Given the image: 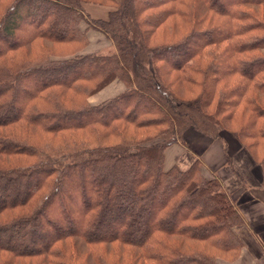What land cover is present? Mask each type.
I'll return each instance as SVG.
<instances>
[{"label": "trees", "instance_id": "1", "mask_svg": "<svg viewBox=\"0 0 264 264\" xmlns=\"http://www.w3.org/2000/svg\"><path fill=\"white\" fill-rule=\"evenodd\" d=\"M82 22L114 49L82 52ZM189 127L229 131L264 182V0H0V264L232 261L219 179L162 166Z\"/></svg>", "mask_w": 264, "mask_h": 264}, {"label": "crops", "instance_id": "2", "mask_svg": "<svg viewBox=\"0 0 264 264\" xmlns=\"http://www.w3.org/2000/svg\"><path fill=\"white\" fill-rule=\"evenodd\" d=\"M110 9L107 5L92 3L86 7L89 16L99 19L106 18ZM91 34L95 37L101 32L87 30L89 41ZM89 44L82 50L84 53L101 49H93ZM124 89L122 82L114 79L91 95L89 100L97 104ZM195 160L204 177L219 179L243 218V223L235 230L243 244L238 260L247 264H264V182L261 165L229 131L222 130L218 138H211L189 127L182 133L181 141L166 146L162 166L164 170L174 165L186 169Z\"/></svg>", "mask_w": 264, "mask_h": 264}, {"label": "rangeland", "instance_id": "3", "mask_svg": "<svg viewBox=\"0 0 264 264\" xmlns=\"http://www.w3.org/2000/svg\"><path fill=\"white\" fill-rule=\"evenodd\" d=\"M89 3H92V4H98V5H105V4H103V3H98V2H92V1H89V2H84L83 4H82V6H83V10H84V12L88 15V13H87V10H86V7L88 6V4ZM108 6V5H107ZM110 7V6H109ZM112 9V8H111ZM110 9V10H111ZM109 10V11H110ZM109 13V12H108ZM107 16H108V14H107ZM88 17H90V18H92L91 16H89L88 15ZM93 19H99V18H93ZM105 19V18H104ZM80 27H81V29H86V35H87V30H89V29H93V30H96V31H99V30H97V29H94V28H92V27H87V24L86 23H84V22H82L81 23V25H80ZM91 32H93V31H91ZM90 32V33H91ZM99 32H101V31H99ZM87 38H88V40H87V44L84 46V48L85 47H87L88 46V44L89 43H91L92 45V48L93 49H98V48H101L100 50H97V51H102V52H111L113 49H114V46H113V43H112V41L103 33V32H101V34H99L98 36H93L92 34H91V40L89 41V36L87 35ZM96 38H98V39H96ZM90 45V44H89ZM83 52V51H82ZM119 80V79H118ZM121 81V80H120ZM122 82V81H121ZM122 84L124 85V83L122 82ZM106 86V85H105ZM124 87H125V85H124ZM103 88V87H102ZM101 88V89H102ZM99 91V90H98ZM97 91V92H98ZM124 91V90H123ZM122 92V91H121ZM96 93V92H95ZM95 93H93V94H95ZM93 94H91V95H93ZM119 94V93H118ZM90 95V96H91ZM90 96H88V98H87V100H88V102L90 103V104H92V102L89 100L90 99ZM103 102V101H102ZM212 178V177H211ZM235 230H236V227H235ZM242 248V247H241ZM240 252H241V249H240ZM239 255H240V253H239ZM239 255L236 257V258H234L232 261L231 260H223V259H220V258H217L216 259V264H247V262H243V261H239L238 259H239ZM248 257V256H247ZM239 261V262H238Z\"/></svg>", "mask_w": 264, "mask_h": 264}]
</instances>
